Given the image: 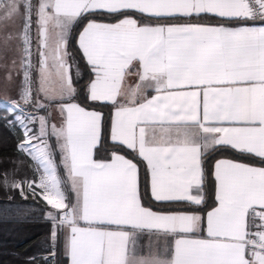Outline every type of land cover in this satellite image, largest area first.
Listing matches in <instances>:
<instances>
[{
    "label": "snow or ice",
    "instance_id": "6c2138e0",
    "mask_svg": "<svg viewBox=\"0 0 264 264\" xmlns=\"http://www.w3.org/2000/svg\"><path fill=\"white\" fill-rule=\"evenodd\" d=\"M92 104L113 109L110 158H95ZM0 105L17 154L0 189L43 203L50 225L26 264H264V0H0ZM121 147L151 200L186 207L146 206ZM219 150L250 162L215 161L204 212Z\"/></svg>",
    "mask_w": 264,
    "mask_h": 264
},
{
    "label": "trees",
    "instance_id": "16d2710c",
    "mask_svg": "<svg viewBox=\"0 0 264 264\" xmlns=\"http://www.w3.org/2000/svg\"><path fill=\"white\" fill-rule=\"evenodd\" d=\"M97 20L114 21L115 18L107 16H97ZM163 22V21H161ZM174 22H186L184 20ZM192 22H212L216 23L217 20L211 16H202L199 20L193 19ZM155 23V21H153ZM80 27H77L72 34V39L69 44L70 51L76 57L79 64L80 75L75 76V85L78 90L86 87L89 79L91 78L90 68L82 59L79 49L76 45L75 39ZM81 102L83 101V93L80 96ZM89 108L102 111L105 116V150H100L96 153V158L107 157L114 146L107 137V128L110 124L112 108L110 105L92 104L88 105ZM5 114L3 106H0V116ZM11 118V117H9ZM16 138L12 132L5 126V122L0 119V163H8V161L17 158ZM123 155L133 159L138 163L140 169V186L141 192L144 194V203L146 206H151L156 210H183L186 206L183 204H161L151 200L147 190V173L146 166L135 153L131 150L121 147L118 150ZM222 154L229 155L233 158L250 162L245 159L241 154L232 150H219L212 153L207 161L208 182L206 184L207 198L206 204L201 206L206 209L212 200L213 195V180L211 176V166L214 159ZM57 163L59 164V155H57ZM9 166V164H8ZM29 172L27 161L21 166V170ZM22 172V171H21ZM60 175L63 177V169H60ZM7 209V211H4ZM46 211L45 205L40 202L33 201L31 198L24 200L18 192L11 190L0 189V264H26V258L39 251H41V242L44 241L48 235L50 225L44 220V213Z\"/></svg>",
    "mask_w": 264,
    "mask_h": 264
},
{
    "label": "crops",
    "instance_id": "0c3cea01",
    "mask_svg": "<svg viewBox=\"0 0 264 264\" xmlns=\"http://www.w3.org/2000/svg\"><path fill=\"white\" fill-rule=\"evenodd\" d=\"M97 21H98V22H106V23H114V22H116V20H114V21L97 20ZM201 23H212V22H201ZM79 30H80V29H79ZM78 32H79V31H78ZM77 39H78V33H77V35H76V39H75L76 45H77V47H78ZM69 50H70V48H69ZM72 72H73L74 82H75V76H76V69H75V67L72 69ZM134 82H135L134 78H130V79H129V83H134ZM75 86H76V85H75ZM90 109H91V108H90ZM91 110H95V109H91ZM112 111H113V109H112ZM119 154H122V153L119 152ZM122 155H123V154H122ZM95 158H96V157H95ZM105 158H110V154H109L107 157H105ZM126 158H129V157L126 156ZM221 158L233 159V160H237V161H240V162H247V161H243V160H240V159L233 158V157H231V156H229V155H226V154H222V155H220L219 157H217L216 159L213 160V162H212V166H211V172H212V170H213V168H214L215 161H216L217 159H221ZM97 159H104V158H97ZM129 159H130V158H129ZM134 162H135V161H134ZM144 164H145V163H144ZM145 166H146V164H145ZM146 173H147V190H148V193H149V182H150V177H149V175H148L147 168H146ZM149 195H150V193H149ZM213 201H214V189H213V195H212L211 204H210L206 209H203L204 212H206L207 210H209V209L213 206ZM153 210H156V209H153ZM180 210H181V209H180Z\"/></svg>",
    "mask_w": 264,
    "mask_h": 264
},
{
    "label": "rangeland",
    "instance_id": "374dc122",
    "mask_svg": "<svg viewBox=\"0 0 264 264\" xmlns=\"http://www.w3.org/2000/svg\"><path fill=\"white\" fill-rule=\"evenodd\" d=\"M3 167H8V163H0V168H3ZM21 171H22L21 174L27 173L29 175L28 171H25L24 169H22Z\"/></svg>",
    "mask_w": 264,
    "mask_h": 264
}]
</instances>
